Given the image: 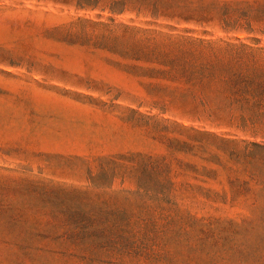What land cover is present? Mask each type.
Wrapping results in <instances>:
<instances>
[{
	"label": "trees",
	"instance_id": "1",
	"mask_svg": "<svg viewBox=\"0 0 264 264\" xmlns=\"http://www.w3.org/2000/svg\"><path fill=\"white\" fill-rule=\"evenodd\" d=\"M76 6L94 5L76 0ZM247 9L245 23L230 14L222 20L226 32L246 33V40L93 24L103 31L91 44L145 85L150 110L176 119H162L166 153L102 160L91 188L110 193L45 189L42 195L57 203L51 207L8 205L0 185V248L11 245L9 236H33L75 250L69 256L80 264H226L209 249L235 234L232 228L264 225V47L251 37L253 11L264 10V3ZM86 25L91 24L56 29L74 38V30ZM171 127L177 136H170ZM214 130L236 131L249 140ZM127 182L132 186L126 189ZM193 206L210 212L199 215Z\"/></svg>",
	"mask_w": 264,
	"mask_h": 264
},
{
	"label": "rangeland",
	"instance_id": "2",
	"mask_svg": "<svg viewBox=\"0 0 264 264\" xmlns=\"http://www.w3.org/2000/svg\"><path fill=\"white\" fill-rule=\"evenodd\" d=\"M83 1L94 6L78 8L76 0H0V185L8 205L51 207L57 203L42 195L45 189L93 190L91 178L98 174L102 160L166 153L162 136L168 130L162 119H176L150 110L145 85L116 65L112 54L92 45L103 31L93 24L216 41L246 40V33L226 32L222 20L230 14L245 23L248 6L264 3ZM253 12L251 37L264 47V10ZM79 21L91 25L77 27L74 38H69L65 29H56ZM82 33L88 38L79 39ZM214 131L249 140L236 131ZM169 133L178 135L173 127ZM130 186L127 182L123 187ZM121 188L118 181L115 189ZM193 207L199 215L210 212L203 206ZM2 230L5 234V228ZM231 231L235 234L229 232L225 241L209 249V255H223L226 264H264V225ZM31 237L9 236L11 245L0 248V264H80L69 256L76 254L75 250L64 251L59 243ZM21 244L26 249L17 247Z\"/></svg>",
	"mask_w": 264,
	"mask_h": 264
}]
</instances>
